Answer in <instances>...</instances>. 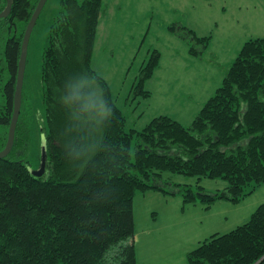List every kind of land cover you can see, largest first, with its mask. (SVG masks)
I'll return each instance as SVG.
<instances>
[{"label":"trees","instance_id":"16d2710c","mask_svg":"<svg viewBox=\"0 0 264 264\" xmlns=\"http://www.w3.org/2000/svg\"><path fill=\"white\" fill-rule=\"evenodd\" d=\"M38 1L13 0L9 16L0 18V75L3 68L9 74L0 126L8 131L22 42ZM61 1L42 68L50 167L36 176L19 152L29 143L21 112L15 145L0 158V264H138L137 192L157 189L211 207L220 199L238 203L264 184V37L244 43L191 125L161 115L142 130H127L108 81L92 67L104 0ZM7 4L0 0V12ZM169 31L186 39L194 56L205 54L211 42L185 25L174 23ZM154 52L142 66L136 97L150 95L145 82L161 57ZM8 136H0V151ZM168 171L196 176L198 183L165 181ZM203 178L228 185L213 192ZM187 261L264 264V203L236 229L205 238Z\"/></svg>","mask_w":264,"mask_h":264},{"label":"rangeland","instance_id":"374dc122","mask_svg":"<svg viewBox=\"0 0 264 264\" xmlns=\"http://www.w3.org/2000/svg\"><path fill=\"white\" fill-rule=\"evenodd\" d=\"M61 10V0H47L28 47L21 112L29 143L19 152L36 176L45 175L50 167L47 151L46 168L41 171L47 137L42 68L51 24ZM99 23L92 67L108 81L115 103L127 117L125 128L142 130L161 115L189 126L222 85L244 43L264 37V0H104ZM174 23L199 36H211L205 54H190V43L169 31ZM0 50L4 51L3 46ZM155 50L161 57L145 82L150 95L136 97L134 88L142 66L151 61ZM1 73L0 107L5 103L3 84L9 77L5 68ZM7 131L0 126V136ZM163 178L194 186L198 183L196 176L169 171ZM202 185L215 192L224 190L228 182L203 178ZM262 203L264 184L238 203L220 199L211 207L185 204L181 194L166 195L157 189L137 192L138 232L134 238L143 245L138 251L142 264H189L188 252L216 232L228 233L249 221ZM122 246L113 247L106 254L108 260L113 261Z\"/></svg>","mask_w":264,"mask_h":264},{"label":"water","instance_id":"95a60500","mask_svg":"<svg viewBox=\"0 0 264 264\" xmlns=\"http://www.w3.org/2000/svg\"><path fill=\"white\" fill-rule=\"evenodd\" d=\"M38 5L36 6L35 10L33 11V16L31 20L29 21L27 25V29L24 34V39L22 42V53L20 56V63H19V68H18V77L16 81V91H15V102H14V113L12 116V122L9 127V136L7 140L6 146L3 148V150L0 151V158H4L9 155V153L12 151L14 145H15V137H16V128L17 124L19 122V117L22 111V103H23V90H24V80L26 76V67H27V57H28V52H29V43L31 40V35L33 33V30L35 28V24L37 23L40 15L42 14L41 12L44 9V6L47 3V0H39ZM7 6L6 8L0 12V18H6L9 16V13L12 10L13 6V0H7ZM48 151V141L46 137L44 138V146H43V158H42V170L45 171L46 168V160H47V152ZM32 171V170H31ZM33 173V172H32ZM41 174V173H40ZM35 175V174H34ZM42 175H39V177Z\"/></svg>","mask_w":264,"mask_h":264},{"label":"crops","instance_id":"0c3cea01","mask_svg":"<svg viewBox=\"0 0 264 264\" xmlns=\"http://www.w3.org/2000/svg\"><path fill=\"white\" fill-rule=\"evenodd\" d=\"M194 56V55H193ZM195 57H197V56H195ZM137 227H138V224H137V221H136V233L138 232V230H137ZM135 237H136V235H135ZM133 242H134V244H135V247H136V252H137V254H138V251L140 250V247H142L143 245H141L140 243H141V241H138V240H136L135 238H133ZM143 244V243H142ZM141 245V246H140ZM188 254V253H187ZM141 259H143L142 257H140V254H138V264H142L143 262L141 261Z\"/></svg>","mask_w":264,"mask_h":264}]
</instances>
